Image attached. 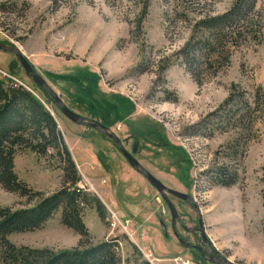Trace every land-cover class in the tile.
I'll return each instance as SVG.
<instances>
[{"label": "rangeland", "instance_id": "obj_1", "mask_svg": "<svg viewBox=\"0 0 264 264\" xmlns=\"http://www.w3.org/2000/svg\"><path fill=\"white\" fill-rule=\"evenodd\" d=\"M238 3L245 17L233 26L252 34L227 65L206 71L192 51L200 26ZM0 44L18 48L71 111L109 128L166 187L191 196L223 259L264 264V0H0ZM0 80L26 88L56 120L81 186L103 206L104 220L95 209L83 215L93 245L117 239L120 264H213L178 242L167 205L114 142L68 120L16 56L0 52ZM15 167L45 197L63 187V174L30 152ZM222 172L236 184L217 185ZM168 198L182 224L197 227L194 210ZM38 202L0 185V208ZM61 214L9 240L55 252L83 246ZM175 232L197 245L178 223Z\"/></svg>", "mask_w": 264, "mask_h": 264}, {"label": "trees", "instance_id": "obj_2", "mask_svg": "<svg viewBox=\"0 0 264 264\" xmlns=\"http://www.w3.org/2000/svg\"><path fill=\"white\" fill-rule=\"evenodd\" d=\"M241 4H236L221 17L202 22L199 30L202 36L199 41H193L192 51L198 50L201 53L200 58L206 71L217 67L219 71L227 65L232 57L231 51L251 36V32L244 31V26H233L245 17ZM186 58L189 59L188 54ZM189 60L195 62L196 58ZM66 78L70 80V77ZM262 94V89H259L257 104L263 101ZM25 152L34 154L39 161L46 159L51 169L63 174L61 191L45 197L19 179L15 158ZM214 182L225 188L236 184L234 177L230 178L223 172L216 176ZM81 183L78 168L54 117L26 88L0 80V185L8 193L39 201L31 210L0 208V263L120 264L117 239L99 245H93L90 240L83 221L85 210L95 209L102 220L105 217L101 202L92 197ZM59 211H62V225L79 235L84 240L83 246L55 252L17 247L9 240L12 235L41 229Z\"/></svg>", "mask_w": 264, "mask_h": 264}, {"label": "water", "instance_id": "obj_3", "mask_svg": "<svg viewBox=\"0 0 264 264\" xmlns=\"http://www.w3.org/2000/svg\"><path fill=\"white\" fill-rule=\"evenodd\" d=\"M0 52H5L12 54L16 56V58L19 60L25 74L27 77L39 88L41 89L52 101V103L60 110V112L72 123L82 126L85 128L93 129L105 137L109 138L114 142V144L119 148L121 154L126 159L127 163L131 166V168L141 175L145 180H147L150 185L158 192V194L161 196L165 204L167 205L171 217H172V224L175 226L176 223H178L182 228H184L186 231H189L188 228H185L179 218V215L177 213V210L175 206L171 203V201L168 198V195H171L177 199H180L187 203L196 213L198 219H199V229L197 230L201 237V242L204 244V247L207 250V256L202 253L203 260L207 262H211L213 264H233L229 262L228 260H225L221 257V255L217 252L215 249L213 243L209 240L205 227H204V221L202 214L199 210V207L197 206L195 200L184 193L169 189L166 187L162 182H160L155 176H153L150 172H148L123 146L122 142L119 140L117 136H115L109 128L101 124L100 122L89 119L83 116H80L76 114L75 112L71 111L63 102V100L59 97V95L51 88V86L46 82V80L40 76L33 66L29 63V61L26 59V57L23 55V53L15 47L7 46L0 44ZM164 232L165 228H164ZM176 237L180 240L181 243H183V240L177 235ZM212 247L215 250V253H212L210 248Z\"/></svg>", "mask_w": 264, "mask_h": 264}, {"label": "flooded vegetation", "instance_id": "obj_4", "mask_svg": "<svg viewBox=\"0 0 264 264\" xmlns=\"http://www.w3.org/2000/svg\"><path fill=\"white\" fill-rule=\"evenodd\" d=\"M135 158V157H134ZM141 164V163H140ZM131 167V166H130ZM163 200V199H162ZM191 208V207H190ZM192 209V208H191ZM196 214V213H195ZM180 226V225H179ZM184 226V225H183ZM181 227V226H180ZM185 227V226H184ZM204 227H205V224H204ZM182 228V227H181ZM186 228V227H185ZM172 229H173V232H174V236H175V238L178 240V242L182 245V246H184V247H187V248H189L190 250H192V251H194V252H196V253H198L199 254V256H200V258H202V253L203 254H205L206 256H207V250H206V248L204 247V244L201 242V237L200 236H198V235H200L199 233H198V229H199V219H198V225H197V227H194V228H188L189 229V231H186L184 228H183V230H185L186 232H188V233H190V234H193L196 238H197V245H195V244H189V243H187L186 241H184L182 238V240H183V243H181L180 242V240L176 237V232H175V226H173V224H172ZM205 231H206V229H205ZM210 248V250H211V252L212 253H215V250L212 248V247H209ZM203 259V258H202Z\"/></svg>", "mask_w": 264, "mask_h": 264}, {"label": "built area", "instance_id": "obj_5", "mask_svg": "<svg viewBox=\"0 0 264 264\" xmlns=\"http://www.w3.org/2000/svg\"><path fill=\"white\" fill-rule=\"evenodd\" d=\"M182 260H180V258L176 259L175 262L178 264L180 263ZM185 264H188L187 262H185Z\"/></svg>", "mask_w": 264, "mask_h": 264}, {"label": "crops", "instance_id": "obj_6", "mask_svg": "<svg viewBox=\"0 0 264 264\" xmlns=\"http://www.w3.org/2000/svg\"><path fill=\"white\" fill-rule=\"evenodd\" d=\"M113 202H114V203H115V205H116V203H117V202H116V201H113Z\"/></svg>", "mask_w": 264, "mask_h": 264}]
</instances>
